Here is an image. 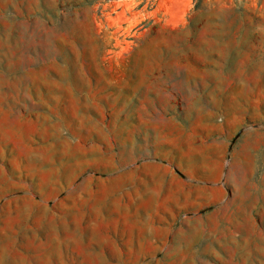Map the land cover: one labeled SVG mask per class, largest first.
Returning a JSON list of instances; mask_svg holds the SVG:
<instances>
[{
    "label": "rangeland",
    "instance_id": "obj_1",
    "mask_svg": "<svg viewBox=\"0 0 264 264\" xmlns=\"http://www.w3.org/2000/svg\"><path fill=\"white\" fill-rule=\"evenodd\" d=\"M0 264H264V0H0Z\"/></svg>",
    "mask_w": 264,
    "mask_h": 264
}]
</instances>
